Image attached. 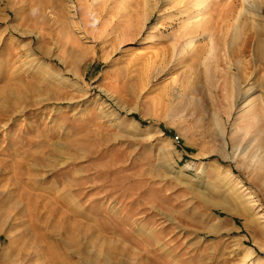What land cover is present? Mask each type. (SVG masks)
I'll return each instance as SVG.
<instances>
[{
    "label": "rangeland",
    "instance_id": "1",
    "mask_svg": "<svg viewBox=\"0 0 264 264\" xmlns=\"http://www.w3.org/2000/svg\"><path fill=\"white\" fill-rule=\"evenodd\" d=\"M11 263L264 264V0H0Z\"/></svg>",
    "mask_w": 264,
    "mask_h": 264
},
{
    "label": "bare ground",
    "instance_id": "2",
    "mask_svg": "<svg viewBox=\"0 0 264 264\" xmlns=\"http://www.w3.org/2000/svg\"><path fill=\"white\" fill-rule=\"evenodd\" d=\"M77 244V243H76ZM23 248V247H22ZM27 249V248H26ZM24 250V249H23ZM22 253V252H21ZM27 253V252H26ZM25 253V254H26ZM30 253L28 252V255H29ZM18 256V255H17ZM27 256V255H26ZM19 257V256H18ZM6 259V258H5ZM28 259V258H27ZM19 260V259H18ZM24 260V259H23ZM12 261V260H11ZM13 261H15V260H13ZM26 261V260H25ZM17 262V260L15 261V263ZM12 264V263H11ZM107 264V263H106Z\"/></svg>",
    "mask_w": 264,
    "mask_h": 264
},
{
    "label": "trees",
    "instance_id": "3",
    "mask_svg": "<svg viewBox=\"0 0 264 264\" xmlns=\"http://www.w3.org/2000/svg\"><path fill=\"white\" fill-rule=\"evenodd\" d=\"M136 118V117H135Z\"/></svg>",
    "mask_w": 264,
    "mask_h": 264
}]
</instances>
